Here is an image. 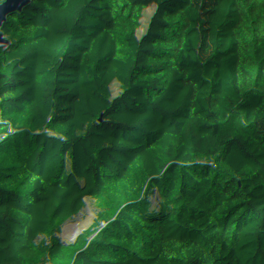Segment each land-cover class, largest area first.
I'll return each mask as SVG.
<instances>
[{"label": "trees", "instance_id": "trees-1", "mask_svg": "<svg viewBox=\"0 0 264 264\" xmlns=\"http://www.w3.org/2000/svg\"><path fill=\"white\" fill-rule=\"evenodd\" d=\"M0 264H264V0H0Z\"/></svg>", "mask_w": 264, "mask_h": 264}, {"label": "rangeland", "instance_id": "rangeland-1", "mask_svg": "<svg viewBox=\"0 0 264 264\" xmlns=\"http://www.w3.org/2000/svg\"><path fill=\"white\" fill-rule=\"evenodd\" d=\"M28 14V13H27ZM28 24V17H24L23 20H21L16 26L17 27H21V26H26ZM261 73H260V70L259 68L257 67H253L251 69H248L247 71L244 72V76L245 77H248V76H254V77H260ZM112 142V139L111 138H108L106 139L103 143H102V147H101V150L99 152V159L97 160L96 162V167L99 166L103 160V157L107 151V148L110 146ZM75 221V216H72V218L70 219V223H74Z\"/></svg>", "mask_w": 264, "mask_h": 264}]
</instances>
